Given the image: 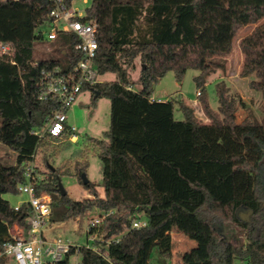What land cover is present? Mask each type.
<instances>
[{
  "label": "trees",
  "instance_id": "obj_1",
  "mask_svg": "<svg viewBox=\"0 0 264 264\" xmlns=\"http://www.w3.org/2000/svg\"><path fill=\"white\" fill-rule=\"evenodd\" d=\"M52 19L48 0H0V51L8 48L0 54V143L16 154L14 165H0V250L13 241L15 225L29 232L30 207L15 210L4 196L19 194L35 160L41 176L36 191L52 198L51 226L77 220L80 232L89 213L113 212L95 243L100 254L82 248L81 264H171L179 241L174 233L196 244L176 264H264V105L261 120L250 112L239 124L224 84L218 86L222 119L205 96L206 71L223 67L215 58L232 52L241 28L264 21V0H91L86 19L98 24L95 68L100 77L115 74L117 80L84 91L94 101L109 98L110 128L102 138L77 141L76 154L57 166L78 135L68 123L58 137L31 134L42 131L59 107L57 99H41L44 72L71 70L83 54L75 36L60 34L53 41L64 35L59 57L34 64L35 43L44 39L37 32ZM239 46L241 75L256 77L250 88L264 100V22ZM137 61L140 75L133 83L129 73ZM188 70L202 73L198 97L207 125L184 102V118L177 120L172 101L153 100L161 79L173 72L182 81ZM91 155L100 159L102 181L85 185ZM65 176L93 197L62 196L58 182ZM242 211L249 217L241 218ZM143 220L145 226L134 227ZM74 255L58 264H71Z\"/></svg>",
  "mask_w": 264,
  "mask_h": 264
},
{
  "label": "rangeland",
  "instance_id": "obj_2",
  "mask_svg": "<svg viewBox=\"0 0 264 264\" xmlns=\"http://www.w3.org/2000/svg\"><path fill=\"white\" fill-rule=\"evenodd\" d=\"M73 8L78 11L81 16L85 15L86 10L91 6V0H74ZM264 21H261L257 25H248L241 28L235 37L234 47L232 52L223 58H215V61L222 64V68H216L210 66L206 71L205 77V96L207 98L210 109L222 119V116L217 112L219 107L218 101V86L224 84V87L228 91V98L232 103V108L236 114V122L242 123L244 119L252 112L257 119L263 118L262 108L264 100L262 94L250 88V82L256 80L255 76L242 77L241 72L244 64V54L242 53L239 42L244 37L250 35L254 29L261 25ZM50 30L48 25H44L39 28L38 32L43 33V40H37L35 43L34 57L35 60L46 59L50 56L59 57L60 49L66 47L63 43L64 35L60 37V41L50 42L47 41V34ZM65 63V62H64ZM140 63L137 61L136 69L129 73L130 79L137 82L140 75ZM63 68H66L64 64ZM201 72L196 70H188L182 81H178L173 72L168 73L154 88L153 97L158 101H172L175 105V118L182 120L183 113L180 110V104L186 103L189 107L194 109L195 115L198 120L204 124H209V121L199 103L198 92L200 88L199 78ZM117 76L115 74H106L100 77V81L109 82L116 81ZM139 85H133V89H139ZM110 100L106 96L99 97L94 101V97L91 91H84L79 95L72 107L67 112V123L73 127L78 135L77 140L73 142V145L66 149L57 158L55 165L57 166L63 160L72 158L79 149L75 143L82 140L84 137L102 138L104 133L110 128ZM3 152L0 151V165L11 166L15 164L16 154L8 147H3ZM88 169L86 172L87 178L90 182L99 184L102 181L101 162L97 155H91L88 158ZM62 184L68 195L75 201H82L85 198L93 197L86 191L73 176H65L62 178ZM98 193L103 196V190L98 188ZM4 198L9 201L12 207H16L22 200H25V196L6 194ZM99 213V212H98ZM97 212L89 213L83 222L81 231H78L77 220H70L65 223L58 222L54 225L48 223L45 230H53L55 236H62L65 239L70 240L73 243L81 246L87 243V226L91 219L95 217ZM52 217V216H51ZM142 219L144 216L141 214ZM145 221V220H143ZM19 228L13 227L10 233L14 236H18ZM103 226L101 228V232ZM224 234L226 231L224 230ZM174 247V258L171 264H176L181 255L192 248L189 241L181 236ZM81 254H76L71 260V264H75L78 260H81ZM157 256V250L152 254V262H155ZM2 261L0 260V263ZM1 264H15L12 260L8 263L2 262ZM234 264H242L241 261L235 260Z\"/></svg>",
  "mask_w": 264,
  "mask_h": 264
},
{
  "label": "built area",
  "instance_id": "obj_3",
  "mask_svg": "<svg viewBox=\"0 0 264 264\" xmlns=\"http://www.w3.org/2000/svg\"><path fill=\"white\" fill-rule=\"evenodd\" d=\"M51 4L52 22L48 24L50 30L47 34V41L53 42L60 34L75 36L77 39L76 50L83 54V59L71 70L64 71L60 68L45 74V91L41 99L51 97L59 101V107L52 113L47 125L42 131H32L31 134L42 139L46 134L54 137L62 135L67 123V112L84 92V88L95 85L100 81V76L95 68L96 53L98 49V24L96 21L87 20V10L81 16L73 8V1L48 0ZM43 35V33L41 32ZM8 48L2 45L0 54H5ZM35 65L37 61L35 60ZM199 95V92L198 94ZM74 132L75 129L71 127ZM72 142L77 140L73 135ZM35 157V154L33 155ZM25 181L19 186V195L25 196L18 206L28 205L31 209V216L28 219L29 232L26 233L23 227H18L19 235L11 234L13 241L4 244L0 250V260H12L15 264H58L72 251L81 254V249L86 248L100 254V247L95 243L101 239V228L104 220L113 214L98 213L91 219L87 226V243L83 246L73 243L62 236H55L53 230H45L52 216V198L46 192L37 193L34 182L41 178L36 162L33 160L25 170ZM145 221H136L135 228L145 226ZM94 230V231H93ZM73 256V257H74ZM82 260V256H81ZM77 260L75 264H81Z\"/></svg>",
  "mask_w": 264,
  "mask_h": 264
},
{
  "label": "water",
  "instance_id": "obj_4",
  "mask_svg": "<svg viewBox=\"0 0 264 264\" xmlns=\"http://www.w3.org/2000/svg\"><path fill=\"white\" fill-rule=\"evenodd\" d=\"M21 1H23V0H21ZM82 180H83V184H85V185L89 183V180H88L86 174H83L82 175ZM58 186H59L58 187V191L61 193V195L62 196H66L68 194V192L65 190V188H64V186H63V184H62L61 181L58 182ZM249 215H250V212H244V211H242V212L239 213V216L241 218H243V219L248 218Z\"/></svg>",
  "mask_w": 264,
  "mask_h": 264
},
{
  "label": "crops",
  "instance_id": "obj_5",
  "mask_svg": "<svg viewBox=\"0 0 264 264\" xmlns=\"http://www.w3.org/2000/svg\"><path fill=\"white\" fill-rule=\"evenodd\" d=\"M139 89H140V88H139ZM139 89H137V90H139ZM153 100H156V99L153 97ZM217 112H218V111H217ZM3 147H6V146L3 145L2 143H0V151H1V152H3V149H4ZM13 165H14V164H13ZM177 234H178V236H177L178 239H180L181 236H179V235H182L181 233H174L173 236L176 237ZM182 236H183V235H182ZM184 239H186V238H184ZM186 240L189 241V243H190V245H191L192 247H195V246H196L195 242H193V241H191V240H189V239H186ZM180 241H181V239H180ZM1 261L4 262V263H8V262H10L9 259H8V260H1ZM2 262H1V263H2ZM1 263H0V264H1Z\"/></svg>",
  "mask_w": 264,
  "mask_h": 264
}]
</instances>
